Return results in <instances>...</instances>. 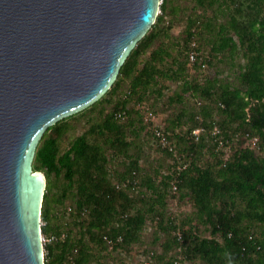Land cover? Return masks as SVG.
<instances>
[{
    "label": "trees",
    "instance_id": "16d2710c",
    "mask_svg": "<svg viewBox=\"0 0 264 264\" xmlns=\"http://www.w3.org/2000/svg\"><path fill=\"white\" fill-rule=\"evenodd\" d=\"M191 1L174 35L177 7L162 0L112 87L39 141L33 170L47 180L45 264H106L108 240L113 251H127L144 242L148 223L156 224L153 242L164 238V252L177 250L183 260L264 264V0ZM223 65L233 81L219 79ZM167 81L181 89L171 90ZM169 90L160 129L169 144L158 149L178 156L167 172L159 166L148 174L136 151L156 110L140 104ZM87 113V128L62 151L70 119ZM107 150L122 159V171L109 168ZM170 200L191 209L181 217L162 215Z\"/></svg>",
    "mask_w": 264,
    "mask_h": 264
},
{
    "label": "water",
    "instance_id": "95a60500",
    "mask_svg": "<svg viewBox=\"0 0 264 264\" xmlns=\"http://www.w3.org/2000/svg\"><path fill=\"white\" fill-rule=\"evenodd\" d=\"M161 0H0V264H45V131L114 84Z\"/></svg>",
    "mask_w": 264,
    "mask_h": 264
},
{
    "label": "rangeland",
    "instance_id": "374dc122",
    "mask_svg": "<svg viewBox=\"0 0 264 264\" xmlns=\"http://www.w3.org/2000/svg\"><path fill=\"white\" fill-rule=\"evenodd\" d=\"M162 2V0H161ZM172 5L177 7V11L179 13V20H176L177 24L176 26L173 27L172 33L174 35H178L180 31L183 29L185 25V17L192 9V4L193 2L191 0H171ZM160 13V12H159ZM240 61V60H239ZM240 62H244L243 58ZM190 72H192L190 70ZM210 72H207V74ZM229 73V76H228ZM219 79L223 81H233L234 80V75L233 72L229 69H227V65L222 66V72L219 74ZM166 84L170 87L171 90L173 89H181V83L177 82H170L167 81ZM169 90L168 93L165 94L164 97L158 98L154 95H152L145 103H141L142 108H147L151 107V104H155L153 106V109L156 110L155 113V123L152 122V126L147 128L148 130H144L141 135V139L145 140V144L143 146V149L139 152L136 151V149H133L136 151V153L140 154V160L139 163L141 167L147 172L148 174H153L155 172V169L160 166V171L161 172H167L169 167L171 168V165L174 161L173 157L177 159L178 155H173L172 158L166 157L161 151H159L158 147L160 146L159 144H162V146H167L169 143H163V133L161 132L160 129H163L164 126L166 125L164 122V118L167 117L169 109L167 107V95L172 94V91ZM124 90L121 92V95H124ZM188 95V94H187ZM119 97V95H118ZM192 97V96H191ZM190 100V98H189ZM192 107L197 106V103H195L194 100L190 103ZM193 104H195L193 106ZM132 106H134V103H131ZM110 109V107L108 108ZM168 110V112H167ZM89 112V111H88ZM89 116V114H86V117L82 116H75V118L70 119V124L72 125L70 131L65 135V138L60 139V149L63 151L65 148L68 147L69 141L75 136L80 134L82 131H84L87 128L86 124V118ZM146 116V114H145ZM154 124V125H153ZM160 134V135H158ZM166 139V138H165ZM167 140V139H166ZM235 142L237 139L234 140ZM236 144V143H235ZM235 144H233L235 146ZM232 145V146H233ZM225 147L224 150L227 152L228 150L231 149V147ZM108 153L110 154L109 156L111 157L110 160V166L109 168H114L116 170L122 171L124 166L122 165V159L120 157H117V155H114V153L110 150H107ZM260 153V151H259ZM114 155V156H113ZM190 206H187V203L185 206H182L179 202L176 200H170L168 201V212H163L162 215L165 214H171V216L174 217H181L184 215V213L189 212ZM61 210V209H60ZM70 217H66V219H69ZM183 221H187V219H183ZM156 224H150L148 223V227L146 226L143 232L144 236V242L142 244H135L129 248H127V251L125 249H118L116 251L112 250L111 247V242H107L105 245L104 249L106 253V257H104V260L106 264H175V260L171 262L173 259H176L178 261V264H199L200 261H188V260H183L182 259V254L181 252L177 250H172L169 253L164 252V248L162 247L161 241H165L164 238L160 241L153 242L154 239V226ZM78 231V228L74 229V233ZM173 234V232H172ZM44 237V235H43ZM45 238V237H44ZM48 240L45 238L44 243L47 242ZM167 241V240H166ZM112 252H111V250ZM152 252L154 253L152 255ZM162 252V254H161ZM161 255V256H160Z\"/></svg>",
    "mask_w": 264,
    "mask_h": 264
},
{
    "label": "built area",
    "instance_id": "2783aa9c",
    "mask_svg": "<svg viewBox=\"0 0 264 264\" xmlns=\"http://www.w3.org/2000/svg\"><path fill=\"white\" fill-rule=\"evenodd\" d=\"M190 60L192 62H194L196 60V55L193 52L190 54ZM158 135H160V134H158ZM162 142L164 144L167 143V140L165 139V137H163V141ZM43 241H45V238L44 237H43ZM108 242H110V241L108 240Z\"/></svg>",
    "mask_w": 264,
    "mask_h": 264
}]
</instances>
